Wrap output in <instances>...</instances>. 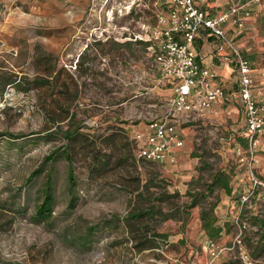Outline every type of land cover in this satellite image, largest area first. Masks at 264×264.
Returning a JSON list of instances; mask_svg holds the SVG:
<instances>
[{"label": "rangeland", "instance_id": "374dc122", "mask_svg": "<svg viewBox=\"0 0 264 264\" xmlns=\"http://www.w3.org/2000/svg\"><path fill=\"white\" fill-rule=\"evenodd\" d=\"M229 1L223 6H242L246 25H233L227 35L252 63L257 99L263 101L264 3L252 13V0ZM168 3L0 0V73L50 79L29 91L10 86L0 94V264H208L205 207L214 208L223 227L220 245L241 241L214 263L243 264L242 248L255 264H264L258 221H264V133L251 157L249 141L240 140L248 132L236 86L232 92L222 81L229 100L185 127L186 146L177 163L137 158L133 130L161 118L173 92L159 73L151 42L158 16L168 17ZM204 5L215 7L216 0ZM238 75L234 71L232 81ZM59 126L82 133L85 147L78 144L74 155L80 200L74 210L68 208V162H58L53 217L38 223L31 218L36 186L27 197L25 183L64 145ZM97 150L113 154L99 174L92 160ZM220 169L232 174L230 195L223 188L208 192ZM194 195L198 204L192 207ZM24 202L27 209L19 210ZM141 209L148 210L147 217H129Z\"/></svg>", "mask_w": 264, "mask_h": 264}, {"label": "built area", "instance_id": "2783aa9c", "mask_svg": "<svg viewBox=\"0 0 264 264\" xmlns=\"http://www.w3.org/2000/svg\"><path fill=\"white\" fill-rule=\"evenodd\" d=\"M239 10V7H235L230 12L211 17L196 5L195 0H169L168 17L163 14L158 16V26L151 33L152 47L159 73L164 81L173 85L174 92L161 118L150 121L142 129L133 130L138 159L152 163H177V151L185 145L180 125L205 116L216 102L226 97L227 93L216 80L215 73L199 63L193 49L194 41L202 30L217 37L233 51L240 77L239 95L246 114L251 147L249 153L254 157L255 148L260 144V135L264 133V100L259 101L254 94L255 74L250 60L234 46L225 30V24L230 21L243 29L245 17L240 16ZM261 76L264 78V70ZM238 154L245 160L242 149H239ZM240 244V239L230 246H222L215 241L207 242L212 256L208 264H216L213 260L233 251ZM238 256L243 264H255L253 257L242 248Z\"/></svg>", "mask_w": 264, "mask_h": 264}, {"label": "trees", "instance_id": "16d2710c", "mask_svg": "<svg viewBox=\"0 0 264 264\" xmlns=\"http://www.w3.org/2000/svg\"><path fill=\"white\" fill-rule=\"evenodd\" d=\"M55 66L52 70L47 71L48 75L51 76L55 72ZM50 84V79L47 78H14L13 75L8 73H0V94L3 93L8 87L15 86L19 90L29 91L31 89L43 86L45 84ZM66 117L61 116L58 120L65 121ZM57 120V119H55ZM60 133L65 143L64 145L56 148L52 151L51 154L47 155L41 165L35 169L31 175L26 180L25 194L28 197L29 189L36 186V193L38 196L37 202L34 205V211L31 216L32 220L38 223H47L53 217V212L57 203V190H58V175H57V163L66 160L68 162V171H67V191H68V208L74 210L79 204L80 195L78 193V182L75 179V168H74V155L78 153L77 147L78 144H81L82 147V133L78 128L76 129H63L62 126H59ZM15 136V135H10ZM24 135H16L12 138H20ZM50 136V135H49ZM244 145L248 142V136L240 138ZM83 146L82 148H84ZM90 151H94V148H91ZM111 153L102 152L97 150L94 152L93 160V169L97 174L101 173L112 158ZM122 159H119L121 161ZM140 160V159H139ZM143 161V160H141ZM146 162V161H145ZM152 163V162H149ZM41 181L38 184L39 179ZM232 174L225 170L220 169L217 171L211 183L208 185V192H213L216 188H223L227 194L233 192L231 185ZM38 184V186H37ZM29 186V188H27ZM198 204L197 195H194L191 206H196ZM27 203L24 202L23 205H20L19 210H26ZM149 214L148 210L141 209L139 212H133L130 214V218L139 220L147 217ZM202 228L206 231L209 239L206 241H215L218 243L217 239L221 237L223 227L218 225L217 216L214 213L213 207H205L201 213ZM260 222V227L263 229L262 238H264V221L262 219L258 220ZM93 228H91L92 230ZM89 237V235L87 236ZM219 244V243H218ZM223 246V245H222ZM240 260V259H239ZM219 264V263H216Z\"/></svg>", "mask_w": 264, "mask_h": 264}, {"label": "crops", "instance_id": "0c3cea01", "mask_svg": "<svg viewBox=\"0 0 264 264\" xmlns=\"http://www.w3.org/2000/svg\"><path fill=\"white\" fill-rule=\"evenodd\" d=\"M205 1L206 0H202V2L200 0H195V3L200 9L204 10L211 17L219 16V15H222L223 13L230 12L233 8L231 6H228L226 8L223 6L224 3L229 4L230 3L229 0H227V1L226 0H216V6L210 7V9H209V8H207V5L206 6L204 5ZM241 1H243V0H241ZM244 1L246 2V0H244ZM252 1L255 2L253 5V8L251 7L253 9V10H251L252 13L254 11V7L257 8V10L261 9L260 5H262V4H260V3L261 2L264 3V0H260V1L252 0ZM237 7L241 8L242 6L238 5ZM245 11L249 12V9H247ZM239 12H240V10H239ZM245 25H246V23H245ZM232 28H233V24L231 21L225 24V30L227 31V34L230 33ZM194 43L195 44H193V49L197 54V60L199 61V63L203 67H205V68H207L210 71L215 73L216 80L220 83L221 86L223 84L222 81H226L227 84L231 86L230 91L233 92L234 89L232 88V86H236L235 87L236 92L238 91V93H239V78L240 77L238 75L237 76L238 78L234 79V81H232L234 71L237 72L238 70H237V66H236L235 61H233V59H232L231 50H229V47H227V45L223 44L222 41H220L217 37H215L213 35H209L208 32L204 31V30H202L200 32V34L195 39ZM234 67H236V70L234 69ZM232 82H234V83H232ZM223 88L225 89V87H223ZM257 89L258 88H256V86H255L254 87V94H256ZM172 91H173V87H172ZM225 91L227 93L226 97L224 99L216 102L211 107V109L206 113L205 116H203L201 118H197V119L196 118L192 119L190 122L183 123L180 125L181 136L185 141V145L182 148H179L177 151L178 161H179L181 153H183V150L186 146L185 127H187L188 125H191V123L193 124L195 122H200L201 120L208 118L211 115V112L216 110L215 108H218L220 105H222L227 100H229L230 94H229L227 89H225ZM255 96L258 97V94H256ZM236 102H237L238 106L240 107V109L242 111H244V107L242 105L240 95H238V99H236ZM205 245H206V243H205Z\"/></svg>", "mask_w": 264, "mask_h": 264}]
</instances>
